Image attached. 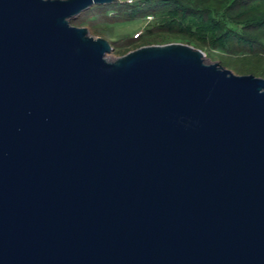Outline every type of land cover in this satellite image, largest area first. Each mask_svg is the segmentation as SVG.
Masks as SVG:
<instances>
[{"label":"water","instance_id":"1","mask_svg":"<svg viewBox=\"0 0 264 264\" xmlns=\"http://www.w3.org/2000/svg\"><path fill=\"white\" fill-rule=\"evenodd\" d=\"M0 0V264H264V77Z\"/></svg>","mask_w":264,"mask_h":264},{"label":"trees","instance_id":"2","mask_svg":"<svg viewBox=\"0 0 264 264\" xmlns=\"http://www.w3.org/2000/svg\"><path fill=\"white\" fill-rule=\"evenodd\" d=\"M99 10L106 16L113 13L115 17L129 19L155 18L154 24L133 41L131 48L126 45L117 48L121 55L142 45L183 42L201 48L206 57L217 58L227 67V61L216 52L238 55L250 52L264 59V0H136L101 4ZM262 67L259 71L243 67L237 71L264 76Z\"/></svg>","mask_w":264,"mask_h":264},{"label":"rangeland","instance_id":"3","mask_svg":"<svg viewBox=\"0 0 264 264\" xmlns=\"http://www.w3.org/2000/svg\"><path fill=\"white\" fill-rule=\"evenodd\" d=\"M117 3H112V5ZM100 6L101 4L93 5L91 8L83 11L79 16L73 18L72 23L74 25L81 26L79 25L78 22L80 21L85 24V27H88L90 29L91 34L95 36L105 37L106 39L111 41L114 45V51L109 55V58L111 60H114L116 57L121 55L117 52V48H119L121 45H123V47L124 45H126L128 48H131V46L135 44L133 43V41L141 38L143 34L155 22V18H153V16L151 18L147 16V17H138L135 19H129L125 16L115 17L116 15L113 13L112 14L110 13V16H106L104 12L99 10ZM139 34L140 37L137 38ZM215 54L222 56L223 59L227 61V63L229 64L228 67L225 65L224 66L231 69L237 74H241L238 73L239 71H237V69L242 67L248 68V70L252 69L254 71L255 70L259 71L262 70L263 68L262 66H264V59L262 57L255 56L254 53H250V52H248L247 55H238L232 52H216ZM207 61L220 62L219 59L217 58L212 59L210 57H207ZM256 73L258 74V72ZM249 74H254V73H249ZM257 74L254 75L261 76Z\"/></svg>","mask_w":264,"mask_h":264},{"label":"built area","instance_id":"4","mask_svg":"<svg viewBox=\"0 0 264 264\" xmlns=\"http://www.w3.org/2000/svg\"><path fill=\"white\" fill-rule=\"evenodd\" d=\"M121 2H125V3H133L135 0H119ZM148 17H152V16H148Z\"/></svg>","mask_w":264,"mask_h":264},{"label":"crops","instance_id":"5","mask_svg":"<svg viewBox=\"0 0 264 264\" xmlns=\"http://www.w3.org/2000/svg\"><path fill=\"white\" fill-rule=\"evenodd\" d=\"M119 2H121V1H119Z\"/></svg>","mask_w":264,"mask_h":264},{"label":"clouds","instance_id":"6","mask_svg":"<svg viewBox=\"0 0 264 264\" xmlns=\"http://www.w3.org/2000/svg\"><path fill=\"white\" fill-rule=\"evenodd\" d=\"M137 36V35H136Z\"/></svg>","mask_w":264,"mask_h":264}]
</instances>
